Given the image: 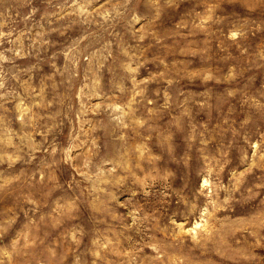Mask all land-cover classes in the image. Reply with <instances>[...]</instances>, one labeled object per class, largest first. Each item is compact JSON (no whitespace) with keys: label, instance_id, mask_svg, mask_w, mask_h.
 <instances>
[{"label":"rangeland","instance_id":"rangeland-1","mask_svg":"<svg viewBox=\"0 0 264 264\" xmlns=\"http://www.w3.org/2000/svg\"><path fill=\"white\" fill-rule=\"evenodd\" d=\"M0 264H264V0H0Z\"/></svg>","mask_w":264,"mask_h":264}]
</instances>
